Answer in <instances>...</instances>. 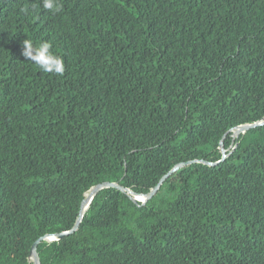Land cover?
<instances>
[{"label":"trees","instance_id":"trees-1","mask_svg":"<svg viewBox=\"0 0 264 264\" xmlns=\"http://www.w3.org/2000/svg\"><path fill=\"white\" fill-rule=\"evenodd\" d=\"M57 2L0 0V264H264V0Z\"/></svg>","mask_w":264,"mask_h":264},{"label":"clouds","instance_id":"clouds-1","mask_svg":"<svg viewBox=\"0 0 264 264\" xmlns=\"http://www.w3.org/2000/svg\"><path fill=\"white\" fill-rule=\"evenodd\" d=\"M41 3L43 9L53 14L60 11L57 0H41ZM21 11L27 12L28 9L22 8ZM51 48L52 44L48 41L41 42L39 46H34L31 40L25 39L22 43L21 55L44 73L63 75L65 70L63 60L60 56L53 54Z\"/></svg>","mask_w":264,"mask_h":264},{"label":"water","instance_id":"water-1","mask_svg":"<svg viewBox=\"0 0 264 264\" xmlns=\"http://www.w3.org/2000/svg\"><path fill=\"white\" fill-rule=\"evenodd\" d=\"M248 128H251V127H241V128H238L236 131H235V134L236 135H239V134H241V133H244L246 130H248ZM165 179V178H164ZM164 179H162L161 181H160V183L158 184V186L155 188V189H153L152 191H151V193L148 195V196H146V197H143V201L141 202V201H138V200H136V199H134V201H137V202H140L141 204H144L145 202H147V201H149L155 194H156V192L158 191V189L160 188V186H161V184H162V182H163V180ZM104 187H108V188H114L115 186L113 185V184H107V185H105ZM103 187H96L95 189H93L92 191H91V194H90V197H89V202H88V204L90 203V201H91V199L93 198V196L95 195V193L97 192V191H99V190H101ZM84 203H85V201L83 202V204H82V212L84 211ZM87 207H88V205H87ZM87 209V208H86ZM86 209H85V211H86ZM84 211V212H85ZM81 212V215H80V218L78 219V222H77V224H76V226L74 227V229L72 230V231H70L68 234H72V233H74L75 231H76V229H77V227H78V225H79V222H80V220H81V217L83 216V214H84V212L82 213ZM65 235H67V234H61V235H59L58 237H57V239H60L61 237H63V236H65ZM39 243V242H38ZM38 243H36L33 247H32V252H31V257H32V259H33V263L34 264H39L38 263V257H37V254H36V247H37V244Z\"/></svg>","mask_w":264,"mask_h":264},{"label":"bare ground","instance_id":"bare-ground-1","mask_svg":"<svg viewBox=\"0 0 264 264\" xmlns=\"http://www.w3.org/2000/svg\"><path fill=\"white\" fill-rule=\"evenodd\" d=\"M90 194H91V192H90ZM90 194H89V196L87 197V199L85 200L84 207H83V208H84V211H85V209L87 208V205H88V202H89L88 199H89V197H90ZM138 201H141V202H142V201H143V197L140 196V198L138 199ZM84 211H83V212H84ZM83 212H82V213H83Z\"/></svg>","mask_w":264,"mask_h":264},{"label":"rangeland","instance_id":"rangeland-1","mask_svg":"<svg viewBox=\"0 0 264 264\" xmlns=\"http://www.w3.org/2000/svg\"><path fill=\"white\" fill-rule=\"evenodd\" d=\"M234 134H235V132H234ZM235 136H236V134H235ZM87 197H88V196H86V198H87ZM133 198L136 199V200H138L139 197H133Z\"/></svg>","mask_w":264,"mask_h":264}]
</instances>
